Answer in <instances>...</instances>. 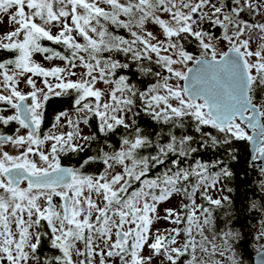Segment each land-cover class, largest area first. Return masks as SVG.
Masks as SVG:
<instances>
[{
    "label": "snow or ice",
    "instance_id": "obj_1",
    "mask_svg": "<svg viewBox=\"0 0 264 264\" xmlns=\"http://www.w3.org/2000/svg\"><path fill=\"white\" fill-rule=\"evenodd\" d=\"M0 14L15 26L0 36V264H246L233 221L254 212L264 264V179L218 224L233 200L209 192L235 173L195 159L249 141L264 161V0H0ZM54 98L69 108L44 131Z\"/></svg>",
    "mask_w": 264,
    "mask_h": 264
},
{
    "label": "trees",
    "instance_id": "obj_2",
    "mask_svg": "<svg viewBox=\"0 0 264 264\" xmlns=\"http://www.w3.org/2000/svg\"><path fill=\"white\" fill-rule=\"evenodd\" d=\"M118 34H123L127 38V34L123 33L122 31ZM45 46L52 47L58 51L63 52V48L58 45H53L50 42L44 41L42 42ZM195 48V45H191L189 47V50L192 51ZM5 55V54H0ZM43 58V57H42ZM121 74H128L131 76L130 73L122 72ZM143 87L144 85H140ZM60 98H54L52 101H50L48 107H47V118H46V129H49L51 127V124L53 122L54 116L56 113H58L60 110L67 111L69 108V105L66 102H58ZM141 124L142 126L145 124H151L152 121L149 120L148 117L142 116L141 118ZM5 131V130H4ZM9 131V130H7ZM209 132L216 134L215 130L208 129ZM111 140L113 143L118 142L117 137H111ZM235 155L238 157V159L233 160L231 159V156ZM76 159L73 158L72 160L65 159L64 163L67 166H70L75 163ZM195 159H199L202 162L205 163H212L215 161H223L227 165H231V170L235 173V176L233 178H230L228 181L223 182V195H228L233 200L234 208H225L220 209L216 212V216L218 217L217 223L223 224L225 221L219 219V217L223 216L225 212H237V210L240 208L241 204H243L245 207H248L250 205L252 200H260L261 199V193L259 192L258 182L261 179H264L260 175V167L255 166L254 163H250V154L248 151V144L247 141H234L233 142V148L230 151H226L225 149H221L220 151H217L215 149H205L201 148L198 153L195 154ZM256 161V160H254ZM232 188V192H228V188ZM178 199V206H180L181 198L180 196H175ZM199 199H197V203H201ZM262 202V201H261ZM246 216L249 214L246 213ZM256 215L257 213L254 212L250 214L249 219H244L241 217L239 221H233L235 226L237 228L240 227V224L243 223L245 225L244 233L247 237L246 240V248L240 249V251L243 253L246 264H251V261L253 259V250L252 245L254 242V233L256 231ZM169 224V223H168ZM168 224L166 225V228H168ZM255 226V227H254Z\"/></svg>",
    "mask_w": 264,
    "mask_h": 264
},
{
    "label": "rangeland",
    "instance_id": "obj_3",
    "mask_svg": "<svg viewBox=\"0 0 264 264\" xmlns=\"http://www.w3.org/2000/svg\"><path fill=\"white\" fill-rule=\"evenodd\" d=\"M256 19H257V20H262V21H264V17H260V16H258V17H256ZM14 27H15L14 25H11V24L6 23V17H5L3 14H0V36H2L3 34H5V33H7V32L12 31V30L14 29ZM150 27H151V26H150ZM152 30H153V31H156L155 28H152ZM35 59H36L38 62L42 63L45 67H49V66H51V65H53V64H55V65L62 64V62L59 61V60H54V61H51V62L46 61V60H44V59L42 58V56L39 55V54H37V55L35 56ZM77 71L79 72V71H82V70H81V69H77ZM85 131H87V129H86ZM22 132H23V131H22ZM247 132H248V130H247ZM248 134H249V132H248ZM247 144H248V143H247ZM9 150H11V149H9ZM248 151H249V147H248ZM263 178H264V177H263ZM220 188H223V183L220 184V185H218L217 189H212V190H210L209 194L212 195L213 198H218V197L222 196L223 191H220V190H219ZM259 192H260V191H259ZM177 201H178V199H177L176 197H174V198L171 199L169 202L162 204V205L160 206V214H161L162 216L164 215V211H163L164 208H176V209H179V206H178V202H177ZM262 202H264V201H262ZM256 213H257V215H256V219H257V220H256V229H258L259 226H260V225H259L260 213H259V212H256ZM168 223H169V222H167V221H165V220H160V221H158V222H156V223L154 224V228H153V230H155L156 228H159V229H161V230L163 231L164 229H166V225H167ZM173 227H177V225H173V224H171V223L168 224V228H173ZM256 245H257V242L254 240L253 245H252L253 254L257 252V251L255 250ZM145 254H147V252H146ZM153 264H160L159 259L154 260V261H153ZM251 264H252V261H251Z\"/></svg>",
    "mask_w": 264,
    "mask_h": 264
},
{
    "label": "water",
    "instance_id": "obj_4",
    "mask_svg": "<svg viewBox=\"0 0 264 264\" xmlns=\"http://www.w3.org/2000/svg\"><path fill=\"white\" fill-rule=\"evenodd\" d=\"M191 66V65H189ZM249 131V135H254V133L252 132V130L249 128L247 129ZM248 143V147H249V154H250V163H254L255 166L261 167L262 164H264V161L261 160H256L254 161L253 157L256 156V152H255V147L253 146V144L249 141H247ZM67 166V165H65ZM259 260H260V253L256 252L253 255V259H252V264H259Z\"/></svg>",
    "mask_w": 264,
    "mask_h": 264
},
{
    "label": "flooded vegetation",
    "instance_id": "obj_5",
    "mask_svg": "<svg viewBox=\"0 0 264 264\" xmlns=\"http://www.w3.org/2000/svg\"><path fill=\"white\" fill-rule=\"evenodd\" d=\"M15 127H16V125L13 124V125L9 126V128L6 129L5 131L7 132V134H11L14 131ZM42 127H43V130L44 131H47L48 130V129L45 128L46 127V124H44ZM7 130H9V131H7Z\"/></svg>",
    "mask_w": 264,
    "mask_h": 264
},
{
    "label": "clouds",
    "instance_id": "obj_6",
    "mask_svg": "<svg viewBox=\"0 0 264 264\" xmlns=\"http://www.w3.org/2000/svg\"><path fill=\"white\" fill-rule=\"evenodd\" d=\"M249 132V131H248Z\"/></svg>",
    "mask_w": 264,
    "mask_h": 264
}]
</instances>
